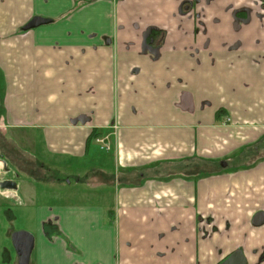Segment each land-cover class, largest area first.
<instances>
[{
  "label": "crops",
  "instance_id": "obj_1",
  "mask_svg": "<svg viewBox=\"0 0 264 264\" xmlns=\"http://www.w3.org/2000/svg\"><path fill=\"white\" fill-rule=\"evenodd\" d=\"M254 1L0 0V159L18 186L0 193V264H18L15 230L34 237L30 264H217L237 248L264 264ZM37 15L64 17L23 31ZM60 164L96 187L52 190Z\"/></svg>",
  "mask_w": 264,
  "mask_h": 264
},
{
  "label": "water",
  "instance_id": "obj_2",
  "mask_svg": "<svg viewBox=\"0 0 264 264\" xmlns=\"http://www.w3.org/2000/svg\"><path fill=\"white\" fill-rule=\"evenodd\" d=\"M50 19L42 16H33L23 27L22 30L26 31L35 28L39 25L49 23ZM17 182L14 179H4L0 181V188L16 190ZM264 221V214L259 212L254 215L252 223L260 225ZM11 242L17 255L18 264H30V255L34 246L33 235L26 230H15L11 233ZM220 264H245V259L241 251L233 252L226 260Z\"/></svg>",
  "mask_w": 264,
  "mask_h": 264
},
{
  "label": "rangeland",
  "instance_id": "obj_3",
  "mask_svg": "<svg viewBox=\"0 0 264 264\" xmlns=\"http://www.w3.org/2000/svg\"><path fill=\"white\" fill-rule=\"evenodd\" d=\"M1 74H2V70L0 69V78H1ZM0 84L3 85V83L0 82ZM0 85V86H2ZM4 159L6 160V158L4 157ZM15 168V167H13ZM16 169V168H15ZM49 169L50 170H53L55 171V178L57 179V181H54L52 182L53 184L51 185H46V186H49L51 187L52 190H55V191H58L59 193L60 192H63L62 189H64V186L65 184H67V181L68 179H70V184H69V187L68 188H71L74 192H72V195L70 196V199L73 201V202H77L79 200H81L83 197H84V194L81 193L82 190H89L91 188H95L97 184H95V186L92 185L93 182H87V183H83V184H80V185H76V182H74V180L72 178H68L67 176L64 175L63 173V170L64 168L62 167V165H53V166H49ZM105 169L106 171L108 172H114V169H115V166H113L112 164H107L105 165ZM17 170V173L19 175H23L22 173L20 174V172ZM52 175V173L50 174ZM13 179V177L11 178ZM36 187L38 189H40V187L42 186H45V185H42L44 182H41V181H36ZM54 193H51V194H47L46 197H45V201H48V202H51L55 196ZM6 198V197H4ZM2 200V199H0ZM7 228V221L6 219L3 217H0V246L3 244V239L1 238L4 237V229ZM5 234H6V230H5ZM7 239H8V235H7ZM2 247L3 245L0 247V260H2Z\"/></svg>",
  "mask_w": 264,
  "mask_h": 264
},
{
  "label": "flooded vegetation",
  "instance_id": "obj_4",
  "mask_svg": "<svg viewBox=\"0 0 264 264\" xmlns=\"http://www.w3.org/2000/svg\"><path fill=\"white\" fill-rule=\"evenodd\" d=\"M254 3H255V8H249L248 9V14L250 15V17H251V15H253V16H255L256 18H257V20H259V22H260V24L264 27V0H257V2H255L254 1ZM203 11H204V8H202L200 11H195L194 13H195V15H194V17L198 20V17H197V14H200V20H201V17L203 18L204 17V15H203ZM239 12H236L235 13V19H234V23H233V25H234V28H236V30L237 29H240V27H241V23L239 22L240 20H239ZM246 14H247V12H246ZM247 14V15H248ZM45 18H47V17H45ZM50 23V22H49ZM46 24H48V23H46ZM24 31V30H23ZM27 31V30H26ZM264 56L263 55H259V56H257L256 58H254L255 60H254V62L255 63H257V64H259L260 62H261V59L263 58ZM230 121H231V118L230 117H228V116H225L224 117V119H223V123H230ZM261 212V211H260ZM257 213H259V212H256L255 214H257ZM263 213V212H262ZM264 214V213H263ZM254 217V216H253ZM262 223H264V221L262 222ZM261 223V224H262ZM254 225V224H253ZM254 226H258V225H254ZM237 250H239V251H241L242 252V254H243V257H244V259H245V264H247V260H246V258H245V255H244V253H243V250L241 249V248H237V249H235L234 251H232L229 255H226L224 258H222L217 264H220L221 262H223L224 260H226L233 252H235V251H237Z\"/></svg>",
  "mask_w": 264,
  "mask_h": 264
},
{
  "label": "built area",
  "instance_id": "obj_5",
  "mask_svg": "<svg viewBox=\"0 0 264 264\" xmlns=\"http://www.w3.org/2000/svg\"><path fill=\"white\" fill-rule=\"evenodd\" d=\"M113 130L114 132L116 131V125H113ZM112 136V135H111ZM111 136L110 135H98L94 138L95 143L97 144V146L99 147L100 150H110L112 149V140H111ZM0 159V181L4 180V179H9L7 177L8 175V169L6 168L5 163H3V161ZM8 190L7 189H2L0 188V193L6 197V198H10L12 197L9 193H7Z\"/></svg>",
  "mask_w": 264,
  "mask_h": 264
},
{
  "label": "trees",
  "instance_id": "obj_6",
  "mask_svg": "<svg viewBox=\"0 0 264 264\" xmlns=\"http://www.w3.org/2000/svg\"><path fill=\"white\" fill-rule=\"evenodd\" d=\"M64 15H65V14H64ZM64 15H61V16H59V17H57V18H48V19H50V22L52 23V22H54V21H56V20L61 19L62 17H64ZM96 136H98L97 133L94 135V137H96ZM88 139H93V138H92V137H91V138L89 137Z\"/></svg>",
  "mask_w": 264,
  "mask_h": 264
}]
</instances>
